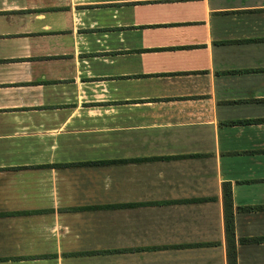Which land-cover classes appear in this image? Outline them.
I'll list each match as a JSON object with an SVG mask.
<instances>
[{"label":"crops","instance_id":"0c3cea01","mask_svg":"<svg viewBox=\"0 0 264 264\" xmlns=\"http://www.w3.org/2000/svg\"><path fill=\"white\" fill-rule=\"evenodd\" d=\"M223 190L264 264V0H0V264H230Z\"/></svg>","mask_w":264,"mask_h":264},{"label":"trees","instance_id":"16d2710c","mask_svg":"<svg viewBox=\"0 0 264 264\" xmlns=\"http://www.w3.org/2000/svg\"><path fill=\"white\" fill-rule=\"evenodd\" d=\"M73 164V163H71ZM74 164H82L81 162H77ZM73 164V165H74ZM229 190H223V199H224V229L227 237V242H228V255H229V260L230 264H235L234 262V245L232 242V233H233V219H232V212L227 211L225 204H227V199L229 196ZM230 199V198H229ZM84 208H89V207H84ZM75 209H83V208H75Z\"/></svg>","mask_w":264,"mask_h":264}]
</instances>
